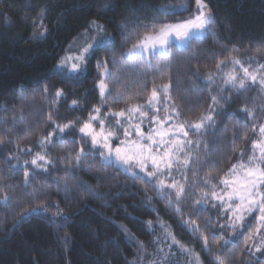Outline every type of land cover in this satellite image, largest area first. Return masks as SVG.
<instances>
[{"label": "trees", "instance_id": "trees-1", "mask_svg": "<svg viewBox=\"0 0 264 264\" xmlns=\"http://www.w3.org/2000/svg\"><path fill=\"white\" fill-rule=\"evenodd\" d=\"M178 2L183 9H165ZM205 2L215 17L211 31L186 47L170 45L167 55L127 58L124 51L138 34L193 16L195 0H0V264H197L194 254L199 264H218L216 257L225 264H264V248L255 250L244 237L247 227H233L211 196L224 191L233 164L256 155L253 143L261 139L264 89L250 80L244 89L226 81L234 57L264 64L256 52L264 48V0ZM95 20L111 37L106 46L94 47L76 73L60 68L70 44ZM105 59L104 75L98 62ZM101 80L108 85L103 96ZM163 84L182 120L214 118L191 134L187 166L169 171L177 188L183 186L179 197L177 188L160 189L145 173L104 162L78 131L97 107L111 129L119 120L127 124L111 113L147 108L153 87L159 92ZM53 121L76 127L62 140L55 134L45 150L39 142L55 131ZM81 147L87 154L77 164L72 157ZM36 152L52 161L47 170L23 165ZM58 209L63 215L53 217Z\"/></svg>", "mask_w": 264, "mask_h": 264}, {"label": "snow or ice", "instance_id": "snow-or-ice-1", "mask_svg": "<svg viewBox=\"0 0 264 264\" xmlns=\"http://www.w3.org/2000/svg\"><path fill=\"white\" fill-rule=\"evenodd\" d=\"M197 5V12L192 17L185 19L183 21L177 23H162V24H153L150 29L144 31L139 36H142V39H138L137 43H134L131 48L127 50L125 53L128 57H133L136 54L143 55L145 49H150L156 53H162L164 55L168 54V48L170 45H179L181 47L188 46L193 39L199 38L202 34L211 31L213 25L215 24V17L213 16L211 10L208 8L207 4L204 0H195ZM92 27L96 31V36L92 37V43H89L86 47L83 48L81 54L76 57H65L61 64H66L68 60H75L76 63L71 64L72 70L76 71L81 68V65L85 62V55L89 52L90 49L93 48L94 45L96 46H106L107 42L111 39L110 35L106 32L104 25L97 23L96 21H92ZM44 31H47L45 28ZM39 35H43V32L39 33ZM256 52L260 55H264V48H257ZM107 63L108 61L102 60L98 62V66L103 64L105 66V74L107 73ZM223 63V62H221ZM233 64L240 65L243 73L244 78L237 79V76L229 73L227 83L232 84L233 87L238 89H244L246 87V81L250 80L252 83H259L262 88H264V76L258 79L256 74L249 72L248 68L243 67L240 64L238 58H233ZM220 65L218 64L217 67ZM261 69H264V65L260 66ZM197 74L198 70H197ZM209 81L212 79V74L210 73L208 76ZM169 85L163 84L160 85V88L167 93ZM99 89L101 96L104 95L106 89H108V85L101 80L99 82ZM45 90H47L45 88ZM57 97L61 95V92L58 91L56 93ZM170 99V97H169ZM159 100V93L157 88L154 86L151 92V96L148 98L147 106L151 109L154 107V102H158ZM213 103H219L216 97L212 98ZM77 102L73 101L75 105ZM142 105H132L126 111L121 110L119 112H112L111 115L113 117H123L126 118L127 122L129 123V127L136 132L139 141L147 140L149 143H140L138 141H130V140H121L120 145L115 148L112 147L110 140L112 137L116 136V132L111 128L105 127L104 119L100 118V108L97 107L94 109L96 115L89 114L88 120L82 123V126L79 127L78 131L83 134L85 138L90 140L92 148H99L102 149L98 152V155L102 158L104 162H111L115 160L118 163L126 166V170L132 172L133 175H138L139 172L133 171L134 169H139L140 172L146 173L148 177H155L158 173L162 172L164 169L171 170L173 163H181V161L174 155L175 152H183V145L185 141H181L179 139L172 140V141H164L160 140L157 142L153 139L151 135L145 136V134L140 130L138 124H132L131 121L134 118L136 113H139V117L142 119L147 116V113L141 111ZM165 111H167L165 109ZM243 111L251 116L253 113L248 108H244ZM173 114L175 116H179L180 113L173 108ZM51 120V116L49 117ZM158 123H164V121H160L158 117H155ZM171 116H166L165 120H171ZM93 121L98 122L99 124V131H97L93 125ZM205 122H214V118L211 114L202 115L200 118L199 123H192V122H185L188 123L190 129L193 130H201L205 127ZM55 131L49 132L47 136L42 137L40 140V146L42 149H45L51 145L52 137L55 134H59L60 139L62 140L66 130H70L76 127L75 122L69 121L63 125L55 124ZM116 128H119L123 131L125 137H129L132 135L131 132L128 131L127 128L119 122L116 121ZM177 131L182 134L183 136L187 137L188 132L185 130L184 123H181L176 126ZM259 133L261 135V139L255 141L253 143V148H258L260 151V158L259 162H257V158L252 156L249 158V163L246 165L244 163L240 164H233L232 167L229 169V173H232L234 179L228 180L224 179L222 183L225 185L226 188L231 187V191L225 193L229 201H232L234 198L237 203L233 206L231 203L227 205V207L232 211L233 216L236 218V221L242 222L244 220V213H252L255 211L260 212L259 219L264 221V193L259 191V186L264 185V168L260 165L264 164V125H260ZM157 135L163 136L167 133H162L157 130ZM246 136V134H245ZM191 143V141H187ZM0 143H3V139L0 138ZM169 145L166 147L164 153L159 155L154 153L153 146L157 148V151L160 146L162 145ZM124 145H127L126 147ZM84 148L81 147L78 153L72 157V159L78 164L81 160L82 156H85ZM243 153H241V156ZM191 154L189 153L186 158L182 161V163L187 166L189 163V158ZM52 161L41 152H36L35 156L31 159V161L25 160L23 161L24 166H34L32 171L35 172L37 170H47V166L51 164ZM151 165L153 171L148 172L147 168ZM237 169L243 171V177L241 178L237 175ZM29 171L27 167H25L24 176H25V184H28L27 177L29 176ZM160 189L165 187L163 181H158ZM172 188H177V185L173 183L170 185ZM215 187V185H213ZM184 189L183 186L177 188L176 195L179 197L183 193ZM204 196H207L208 193H203ZM212 197H215L217 200L223 201L224 195H220L216 192L211 193ZM3 199L7 201L9 199L8 195L5 193ZM197 203H200L199 201ZM58 207V206H57ZM44 212L48 211L46 206L42 207ZM38 209H31L30 212H37ZM177 211H179V206L177 205ZM63 215L62 210H57L56 212L52 213L53 217H60ZM23 218V217H22ZM149 226L152 225V221H147ZM198 228V225H194ZM241 226L242 223H241ZM123 228V226H121ZM163 227V224H162ZM233 227H235V222H233ZM124 231L127 232L128 230L124 228ZM67 235V234H65ZM131 235V234H129ZM171 236L174 243H179L176 241L175 236H173L170 232L168 233ZM135 239V237H132ZM223 239V237H221ZM251 239V236L249 237ZM141 247H143V242L138 241ZM205 246H207V237H204ZM227 243V241L225 242ZM185 251H188L186 246L181 245ZM257 251H260V247H257ZM197 257V264H199V256L198 254H194ZM218 264H225V261L220 257H216Z\"/></svg>", "mask_w": 264, "mask_h": 264}, {"label": "rangeland", "instance_id": "rangeland-1", "mask_svg": "<svg viewBox=\"0 0 264 264\" xmlns=\"http://www.w3.org/2000/svg\"><path fill=\"white\" fill-rule=\"evenodd\" d=\"M205 2V0H204ZM206 3V2H205ZM183 2H178V3H171L169 5H167L165 7V9L169 8L171 10L173 9H178L181 8L183 9ZM197 12V5L195 3V8H194V12L193 15H195ZM192 16L187 17L186 19L190 18ZM185 20V19H184ZM96 21V20H95ZM183 20H176V21H170V20H166L163 23H177ZM99 24H102L99 21H96ZM103 25V24H102ZM206 33L202 34L201 36L205 35ZM96 36V31L94 30V28L92 27V24L90 25L89 29L85 30L77 39H75L72 44H70V47L67 49L66 53L64 54V56L61 58L60 63H59V67L62 69H67L70 72L76 73L79 70L82 69L83 67V63L81 65V68L79 70H72L71 68V64L72 63H76L77 61L75 60H68V62L66 64H61V61L65 58V57H76L79 56L83 50L84 47H86L89 43H92V37ZM200 36V37H201ZM142 39V36L139 38ZM138 40H136L134 43H137ZM132 43L125 51L124 54L127 52V50L129 48L132 47V45L134 44ZM179 46V45H177ZM96 47V45L93 46V48ZM181 47V46H179ZM92 48V49H93ZM90 49L89 52L92 50ZM169 49V48H168ZM89 52L85 55V60L86 57L88 56ZM154 54H158L156 52L151 51L150 49H145L143 52V55H139L136 54L133 57H128L127 58H134V57H148L150 55H154ZM162 54V53H159ZM256 57H252L249 59H246V62H243L241 60L240 64L243 65V67L248 68L249 72H252L253 74H256L258 76V79L262 76H264V69H261L260 66L264 65L263 63L259 62V60ZM232 73L234 75L237 76V79H242L244 78V73L240 67V65L237 64H233V69L231 71L228 72ZM228 74H227V79H228ZM105 75V73H104ZM258 83V82H257ZM230 84V83H228ZM259 84V83H258ZM232 86V84H230ZM264 89V88H263ZM159 93V100L158 102H154V107L153 108H149L147 106V108L142 107L141 111L147 113V116H145L144 118H140L139 117V113H136L134 115L135 118H133V120L131 121L132 124H138L140 127V130L145 134V136L151 135L153 137L154 140H156L157 142H159L160 140H164V141H172V140H176L179 139L181 141H185L184 145H183V152H175L174 150V155L176 157H178V159L181 161V163H173V166H179V165H183L182 161L186 158V156L189 154L188 150H187V146L189 145V143L187 141H189V138L191 137V134L194 133L198 130H193L190 129L188 126V123H185L184 120H182L179 116H175L173 114V108H175L176 111H178V109L173 105L171 99H169L168 97V93H165L162 89L158 92ZM144 108V109H143ZM165 109L167 111H165ZM179 112V111H178ZM166 116H171L172 119L171 120H165ZM155 117H158L160 121H164V123H158L157 120L155 119ZM135 120H137V122H134ZM105 121V120H104ZM120 122V120H119ZM95 129L97 131H99V124L96 121L92 122ZM184 123L185 125V130L188 132V136L185 137L182 134H180L177 131L176 126ZM195 123H199V122H195ZM124 128H127L129 132L132 133L131 136L129 137H125L124 133L121 129L116 128V129H112L116 132V136L112 137L110 140V143L112 145L113 148L117 147V146H121L120 145V141L121 140H130V141H138L140 143H149V141L144 140V141H139L138 136L136 134L135 131H133V129L131 127H129V123L124 124L121 123ZM105 127L106 128H110V126L108 125V123L105 121ZM157 130L159 132L162 133H167L166 135L163 136H159L156 134ZM125 147L127 145H124ZM169 145L165 144L159 147L158 151L157 148L155 146H153V151L154 153H157L159 155H162L166 149V147H168ZM102 150V149H100ZM255 157L257 158V162H259V158H260V151L258 148H256V155ZM112 162H114L116 165H118L120 168L126 170V166L122 165L121 163L116 162L115 160H113ZM244 164H248V162H242ZM240 164V163H239ZM238 165V164H237ZM262 167V164L260 165ZM263 168V167H262ZM133 171L135 172H140L139 169H134ZM148 172L153 171L151 165L149 164L148 168H147ZM129 172V171H127ZM132 173V172H130ZM144 173V172H142ZM146 174V173H145ZM237 175H239L241 178L243 177V171L240 169H237ZM155 184L159 187L158 181H163L165 184V187H170V185H172L173 183H175L171 177V175L169 174V170L168 169H164L162 172L158 173L157 176L155 177H151ZM225 179L228 180H232L234 179V176L232 173H229V175H227V177ZM224 185V184H223ZM164 187V188H165ZM224 187V191L220 194V195H224V200L220 201L222 202V206L224 207V210L228 211L230 214V218H231V222H235V226L240 227V229L243 228V231L245 229V227H247V229L244 231V237H246L245 239L247 240V242L249 244H251L254 249L256 250L257 247H260V249L264 248V221H261L259 219L260 217V212L259 211H255L252 213H244V220L242 222L236 221V218L233 216L232 211L227 207L228 204H232L233 206H235V203H237L238 201L235 200V198L232 201H229L227 198V195H225L226 192L231 191V187L226 188L225 185ZM160 188V187H159ZM259 191L261 193H263L262 190V185L259 186ZM241 223L243 226H241ZM251 236V239H249V237Z\"/></svg>", "mask_w": 264, "mask_h": 264}]
</instances>
